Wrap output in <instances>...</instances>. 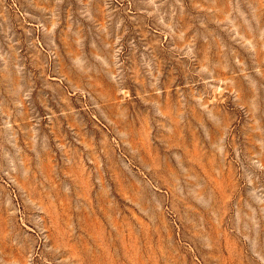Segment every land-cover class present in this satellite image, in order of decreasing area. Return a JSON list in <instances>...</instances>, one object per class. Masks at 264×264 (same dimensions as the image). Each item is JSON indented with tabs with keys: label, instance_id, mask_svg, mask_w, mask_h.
Returning <instances> with one entry per match:
<instances>
[{
	"label": "rangeland",
	"instance_id": "obj_1",
	"mask_svg": "<svg viewBox=\"0 0 264 264\" xmlns=\"http://www.w3.org/2000/svg\"><path fill=\"white\" fill-rule=\"evenodd\" d=\"M0 264H264V0H0Z\"/></svg>",
	"mask_w": 264,
	"mask_h": 264
}]
</instances>
